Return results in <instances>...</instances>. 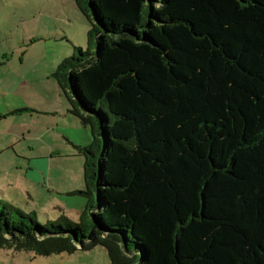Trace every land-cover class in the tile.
<instances>
[{"label":"trees","instance_id":"obj_1","mask_svg":"<svg viewBox=\"0 0 264 264\" xmlns=\"http://www.w3.org/2000/svg\"><path fill=\"white\" fill-rule=\"evenodd\" d=\"M74 1L87 51L51 76L92 134L74 146L85 207L39 220L0 201V249L264 264V0Z\"/></svg>","mask_w":264,"mask_h":264},{"label":"rangeland","instance_id":"obj_2","mask_svg":"<svg viewBox=\"0 0 264 264\" xmlns=\"http://www.w3.org/2000/svg\"><path fill=\"white\" fill-rule=\"evenodd\" d=\"M88 30L74 0H0V51H15V60L25 53L35 64L26 89L18 94V79L0 74V92L5 94L0 99L26 104L17 110L24 113L0 120V201L25 213L35 212L39 220L65 216L76 221L85 207L84 198L67 193L84 188L83 157L76 149L81 134L74 132L75 124L80 133L90 129L68 113L67 99L51 74L62 61L78 56L75 48L87 51ZM41 73L45 77L38 82ZM41 145L61 151L45 175L31 158L39 155ZM37 173L41 180L32 179ZM0 264H108V257L100 246L47 257L0 249Z\"/></svg>","mask_w":264,"mask_h":264},{"label":"crops","instance_id":"obj_3","mask_svg":"<svg viewBox=\"0 0 264 264\" xmlns=\"http://www.w3.org/2000/svg\"><path fill=\"white\" fill-rule=\"evenodd\" d=\"M1 49H2V51H0V54H1V52H3V58L0 60V74H2L3 76H7V77L9 75H11L12 78L18 79L19 85L16 89L17 90L16 94H18V90L26 89L27 84L29 83L28 77L30 76V73L33 72L35 64H31V62H29V60H27V57H25V53L19 59L17 58V60H15V53H16L15 51H13L9 54L6 50H4V48H1ZM1 68H3V69H1ZM11 77H9V78H11ZM44 77L45 76H43V73L39 74L37 76L38 82ZM1 94H2V96H5L4 93L0 92V97H1ZM25 94L26 93H24V95ZM12 99H13V101H12V103L10 101V104L7 100L2 101L0 99V120L3 118H11L13 116H19L20 114L25 112L23 110V111H20L18 113H15V112H17L18 109L26 106V104L20 105L19 103H17V101L14 98H12ZM75 125H76V127L74 128V132H77V134L79 133L81 135H78L79 139L77 141L73 137H71L70 140L76 141L77 145H79V147L87 146L90 143V141L92 140L91 132H88V134H86L85 131L80 133V131H79L80 126H78L77 123ZM63 130L65 132L68 131V129H63ZM65 135H67V134H65ZM41 147H42L41 151L38 153L39 155L34 154V155H32L33 157H31V158H35V159H33L35 167L38 168L37 170L41 171L42 175H45L47 172L46 169L51 167V163H52L51 160L53 158L59 157V154L61 153V151L60 150L57 151V150H55V148L53 149L49 145H47L46 147L44 145H41ZM36 156H38V157H36ZM32 179L41 180V175L39 173H37L34 177H32ZM54 190H56V189H54ZM72 192H75V190H73ZM72 192L67 193V195L73 196V195H70V194H72ZM59 195L63 196L64 193L59 194ZM79 207H81V206H79Z\"/></svg>","mask_w":264,"mask_h":264},{"label":"water","instance_id":"obj_4","mask_svg":"<svg viewBox=\"0 0 264 264\" xmlns=\"http://www.w3.org/2000/svg\"><path fill=\"white\" fill-rule=\"evenodd\" d=\"M91 18H92L93 22H96L94 15H92Z\"/></svg>","mask_w":264,"mask_h":264}]
</instances>
